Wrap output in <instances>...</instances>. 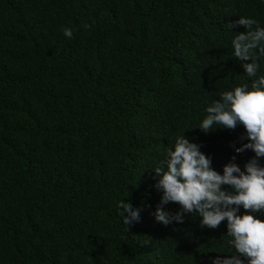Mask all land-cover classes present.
I'll use <instances>...</instances> for the list:
<instances>
[{
	"label": "trees",
	"instance_id": "16d2710c",
	"mask_svg": "<svg viewBox=\"0 0 264 264\" xmlns=\"http://www.w3.org/2000/svg\"><path fill=\"white\" fill-rule=\"evenodd\" d=\"M238 16L264 26V0H0V264L231 254L223 221L201 227L189 213L164 225L150 213L152 168L176 135L200 143L217 170L253 155L229 144L243 142L240 124L196 127L211 99L249 80L224 26ZM121 199L141 208L131 225L115 211Z\"/></svg>",
	"mask_w": 264,
	"mask_h": 264
},
{
	"label": "clouds",
	"instance_id": "9594fccd",
	"mask_svg": "<svg viewBox=\"0 0 264 264\" xmlns=\"http://www.w3.org/2000/svg\"><path fill=\"white\" fill-rule=\"evenodd\" d=\"M237 25L244 30H234ZM224 26L234 33L231 54L249 80L211 99L196 127L207 133L240 124L244 131L238 139L243 142L229 144L234 153L251 150L253 155L242 167L232 155L217 170L200 143L184 132L176 135L152 168L159 200L150 215L164 225L182 223L189 213L198 215L201 227L216 228L223 221L231 254L210 256L208 264H264V218L257 215L264 213V74L257 75L259 58L264 57V26L250 16L229 19ZM72 31L68 26L62 28L67 37ZM169 202L177 204L175 210L167 207ZM115 211L125 226L140 219L141 208L125 199L116 201Z\"/></svg>",
	"mask_w": 264,
	"mask_h": 264
}]
</instances>
